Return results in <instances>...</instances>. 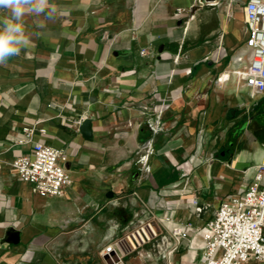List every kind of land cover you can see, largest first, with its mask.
I'll return each mask as SVG.
<instances>
[{
    "label": "crops",
    "instance_id": "1",
    "mask_svg": "<svg viewBox=\"0 0 264 264\" xmlns=\"http://www.w3.org/2000/svg\"><path fill=\"white\" fill-rule=\"evenodd\" d=\"M248 1L50 0L53 19L24 18L31 47L0 66V264H108L100 250L148 219L164 256L174 228L188 236L127 264L201 263L208 222L264 155V94L225 79L251 57ZM29 126L63 151L65 195L35 193L12 167L33 154Z\"/></svg>",
    "mask_w": 264,
    "mask_h": 264
},
{
    "label": "built area",
    "instance_id": "2",
    "mask_svg": "<svg viewBox=\"0 0 264 264\" xmlns=\"http://www.w3.org/2000/svg\"><path fill=\"white\" fill-rule=\"evenodd\" d=\"M244 17L249 36L247 46L251 57L247 63L239 57L225 75H237L254 94H264V0H249L244 5ZM146 51L143 50L142 54ZM160 122L151 123L156 132ZM36 127L23 129L22 144H31L33 154L13 160L12 167L20 177L30 183L41 196H63L71 184V176L64 165V154L59 148L34 141ZM42 133L44 129H40ZM152 147L143 160L147 165ZM264 155L253 184L243 194L231 195L223 200L215 216L207 224L200 264H246L254 259L264 264ZM172 238L178 241L188 236L176 227ZM160 237L154 220L139 222L123 237L100 250L108 264H127L126 258Z\"/></svg>",
    "mask_w": 264,
    "mask_h": 264
},
{
    "label": "clouds",
    "instance_id": "3",
    "mask_svg": "<svg viewBox=\"0 0 264 264\" xmlns=\"http://www.w3.org/2000/svg\"><path fill=\"white\" fill-rule=\"evenodd\" d=\"M56 13L57 9L50 0H0V66L31 47L32 38L26 33L25 17L43 16L51 20Z\"/></svg>",
    "mask_w": 264,
    "mask_h": 264
},
{
    "label": "water",
    "instance_id": "4",
    "mask_svg": "<svg viewBox=\"0 0 264 264\" xmlns=\"http://www.w3.org/2000/svg\"><path fill=\"white\" fill-rule=\"evenodd\" d=\"M80 131L86 138H92L93 137V128H92V120L91 119H85L81 126H80ZM11 241L13 243H18L19 242V233L14 232L10 234Z\"/></svg>",
    "mask_w": 264,
    "mask_h": 264
},
{
    "label": "rangeland",
    "instance_id": "5",
    "mask_svg": "<svg viewBox=\"0 0 264 264\" xmlns=\"http://www.w3.org/2000/svg\"><path fill=\"white\" fill-rule=\"evenodd\" d=\"M151 155H152V150H151V153H150V156H149V158L151 157ZM171 242H174V238L172 239V238H167V240H166V245H165V247H166V252H167V254H165V256H167L169 253H171L172 252V249H169L168 248V246H170V244L169 243H171ZM172 247V246H171ZM148 249H153L154 250V255H153V257H155L156 258V256H164V253H162V250H160V248H159V246L158 245H154V244H152V245H149L148 246ZM136 254L138 255L139 254V251L138 252H136ZM164 256V257H165ZM151 260V259H150Z\"/></svg>",
    "mask_w": 264,
    "mask_h": 264
}]
</instances>
